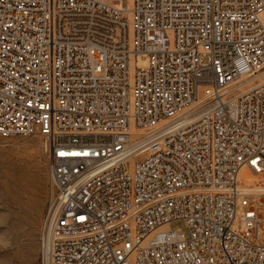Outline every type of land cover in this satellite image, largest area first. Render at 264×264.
Wrapping results in <instances>:
<instances>
[{"label": "built area", "instance_id": "1", "mask_svg": "<svg viewBox=\"0 0 264 264\" xmlns=\"http://www.w3.org/2000/svg\"><path fill=\"white\" fill-rule=\"evenodd\" d=\"M260 13L264 0H0V137L44 141L39 264H264L255 208L244 236L231 229L237 198L264 197L240 176L264 177Z\"/></svg>", "mask_w": 264, "mask_h": 264}, {"label": "rangeland", "instance_id": "2", "mask_svg": "<svg viewBox=\"0 0 264 264\" xmlns=\"http://www.w3.org/2000/svg\"><path fill=\"white\" fill-rule=\"evenodd\" d=\"M131 0H121L129 8ZM264 23V13L259 14ZM133 67H146L147 60L130 61ZM50 195L44 141L40 136L22 138L0 137V264H39V225ZM254 207L261 216L258 230L261 240L254 236L252 243L264 244V197H249V204L236 200L231 229L244 236L247 228L241 220L245 211ZM171 229L185 231L182 221L169 224Z\"/></svg>", "mask_w": 264, "mask_h": 264}, {"label": "bare ground", "instance_id": "3", "mask_svg": "<svg viewBox=\"0 0 264 264\" xmlns=\"http://www.w3.org/2000/svg\"><path fill=\"white\" fill-rule=\"evenodd\" d=\"M242 178L243 188L246 191L257 193L264 190V177L254 175L250 171L244 170L240 174Z\"/></svg>", "mask_w": 264, "mask_h": 264}, {"label": "crops", "instance_id": "4", "mask_svg": "<svg viewBox=\"0 0 264 264\" xmlns=\"http://www.w3.org/2000/svg\"><path fill=\"white\" fill-rule=\"evenodd\" d=\"M44 215V214H43ZM39 227H40V225H39Z\"/></svg>", "mask_w": 264, "mask_h": 264}]
</instances>
